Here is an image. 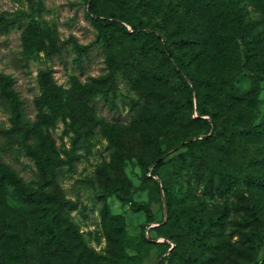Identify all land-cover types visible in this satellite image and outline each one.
<instances>
[{
    "label": "rangeland",
    "instance_id": "rangeland-1",
    "mask_svg": "<svg viewBox=\"0 0 264 264\" xmlns=\"http://www.w3.org/2000/svg\"><path fill=\"white\" fill-rule=\"evenodd\" d=\"M4 88L0 264H190L181 209L213 229L203 264H264V0H0Z\"/></svg>",
    "mask_w": 264,
    "mask_h": 264
},
{
    "label": "trees",
    "instance_id": "trees-1",
    "mask_svg": "<svg viewBox=\"0 0 264 264\" xmlns=\"http://www.w3.org/2000/svg\"><path fill=\"white\" fill-rule=\"evenodd\" d=\"M91 53H92V45H87L85 47L80 48L79 50V60L78 67L80 68L82 74L88 73V71L91 68ZM53 58L56 56L57 51H54ZM169 55L171 57L174 56V53L169 51ZM247 58H249V54H246ZM178 61V67L179 68H173L172 71L169 70L170 66L166 62L161 64L160 72L162 78H164L165 81L172 80V72L176 75H179L185 83L187 81L184 79V75L189 77V74L185 71V64L181 59H177ZM249 63V61H246ZM256 79V78H255ZM5 87V86H4ZM257 88V81L254 82L253 87L247 91L244 92V95H249L254 93V91ZM9 93V92H8ZM7 95L4 91L0 94V97L3 99ZM193 102L192 99H190V108L192 110ZM210 114V111L206 108H202L200 110V114ZM191 118V115L189 116ZM200 119V118H199ZM205 122L208 125V129L206 130L205 134L207 138H211L214 134L213 130H211L210 123L208 120H205ZM212 133L210 135L209 132ZM228 140V139H227ZM197 142L193 140H189V142H185L184 140H179L178 142L173 139H169L167 141L168 146L171 149L178 150V146L182 147H194ZM184 152L178 153L173 157V159H178L181 163L187 164L188 159L184 157ZM164 162V158L159 159V164H162ZM16 167H12L9 172L4 171L3 175L9 178L11 183L14 185V191L17 194L18 198L25 203L29 204H38L41 202V195H38V191H36L31 186L27 185L22 179H20L16 172ZM210 170V168L208 169ZM213 170H217L218 172V179L220 181V185L225 190H230L234 185V174L232 172L228 171V168H226L222 163L217 162V164L213 167ZM166 197L168 200H171L173 198L172 193L166 189ZM169 202V201H168ZM67 206V205H65ZM199 213L192 209H181L176 212V216L180 222V224H183L186 228V230L191 234V239L188 243V250L186 253V256L184 258L185 262L190 264H203L206 260V253L208 250V247L210 246V242L208 241V233L212 232L213 229L211 227L204 228L201 218L199 217ZM170 219L173 218V210L170 209ZM65 219V218H64ZM54 230V227L51 226V231ZM181 245V242L177 240V247Z\"/></svg>",
    "mask_w": 264,
    "mask_h": 264
}]
</instances>
